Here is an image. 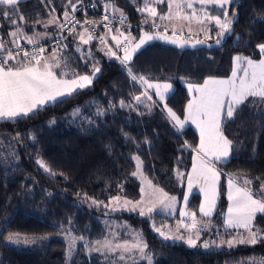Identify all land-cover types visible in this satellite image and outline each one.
I'll list each match as a JSON object with an SVG mask.
<instances>
[{
	"label": "trees",
	"instance_id": "obj_1",
	"mask_svg": "<svg viewBox=\"0 0 264 264\" xmlns=\"http://www.w3.org/2000/svg\"><path fill=\"white\" fill-rule=\"evenodd\" d=\"M73 2L91 3L97 12L119 16L112 8L105 11L106 4H114L125 13L131 33L137 38L141 28L162 32L160 27L152 29L150 24H141L147 13L142 15L137 7H143V0ZM66 10L71 13L68 0H25L20 5L25 21L17 20V23L29 36L33 31L47 33L40 38L39 45L47 46L44 55H50L58 47L50 45L62 33L55 25L45 28L43 23L35 21L46 23L55 16L64 23ZM157 11L166 12L167 4L158 5ZM233 12L238 13L233 31L218 48L176 50L154 44L129 65L137 76L173 85L166 104L180 118L188 101L183 83L197 84L209 77H227L235 55L260 57L257 46L264 43V0H234L229 8L230 16ZM157 23L163 26L165 21L157 19ZM206 27L212 29L210 43L216 44L218 29L214 22ZM13 30L14 26L0 17V39L8 41L10 49L13 44L9 33ZM80 32L83 31H76ZM19 42L26 40L21 37ZM78 44V39L71 35L60 44L58 54L69 59L79 74L91 73L93 64L100 68L89 90L78 91L28 117L0 120V264H148L147 259L140 257L123 263L111 254L87 250V246L108 238L116 220L127 221L133 230L143 234L152 264H252L254 260L264 259V242L209 251L189 248L158 238L151 231L148 218L112 214L108 208L97 207L91 199H85L89 197L107 204L111 197L119 195L123 199L138 200L140 183L133 175L136 170L133 157L142 161V174L154 186L181 197L185 177L178 180L176 171L186 176L198 136L189 126L179 132L156 103L151 112L143 103L137 104L133 97L142 94L141 87L118 62L106 57V49L101 44L91 41L79 45L77 50ZM80 57H85L87 63ZM121 101L131 107H121ZM144 102L154 101L145 99ZM241 108L223 128L233 141V152L227 163L219 165L221 192L229 174L251 178L254 190L264 181V102L250 97ZM38 160L44 161L55 175L46 173ZM222 194L215 214L220 223L226 203ZM195 204L197 195L193 196ZM255 227L264 230V215L256 218ZM69 232L83 237L77 240L71 259L67 245ZM11 233L53 238L28 247L9 246L5 240ZM57 235H65L66 240ZM119 235L113 240L124 238L122 233Z\"/></svg>",
	"mask_w": 264,
	"mask_h": 264
},
{
	"label": "snow or ice",
	"instance_id": "obj_2",
	"mask_svg": "<svg viewBox=\"0 0 264 264\" xmlns=\"http://www.w3.org/2000/svg\"><path fill=\"white\" fill-rule=\"evenodd\" d=\"M76 2L82 3V0H76ZM22 3L24 0H0V17L14 26V30L9 35L12 37L13 47L18 49V51L13 52L8 47V41L0 39V119L3 120L28 117L49 103L61 102L63 98L73 96L77 90L90 86L96 73L100 72V68L93 64L91 73H77L69 59L58 54L59 46L62 43L60 40H57L58 47L53 49L49 56H45L46 49L38 45L40 38L46 37L48 34L33 31V35L29 36L24 28L17 23V20L25 21V16L20 11ZM165 3L167 4V11L158 13L157 6ZM196 4H199V9L195 8ZM233 4L234 0H143V7H137V11L141 12L142 15L147 13L141 20V24H150L152 29H159L160 24L157 23V19L161 22L168 21L171 24V36L167 35L168 24L164 25L163 32H148L141 28L138 39L132 35L131 31H121L120 28L114 29L105 24L106 35L115 33L111 35V40L117 50L123 51L122 57L117 54V51L107 47L105 36H99V40L101 44L105 45V54L119 60L121 65L127 69L128 76L132 81L146 86L142 94L134 96L133 99L137 104L143 103L151 112L156 102L147 104L142 100L144 97L147 101H152V95L149 94L148 89L154 90L159 100L164 101L166 94L172 89V85L170 83H152L145 76L134 74L128 66L133 54L154 39L163 40L181 48L189 45L194 35L191 27L193 22L201 26L199 31L205 32V40L211 38L208 33L212 31V29L205 27L206 22H214L218 29L215 43L220 44L221 40L233 31L234 20L238 15L236 12H233L231 16L229 14V8ZM68 7L71 8V13L77 10L73 0H68ZM109 8L118 13L119 23L124 25L127 20L125 13L114 4L105 5V11H108ZM187 10H191V12ZM71 13L67 10L64 11V23H60L55 16H51L46 23L40 20L35 21V23H43L45 28L55 25L60 33L64 32L66 24H72L73 27L69 29V34L78 39L77 50H79V45L89 44L95 34L88 29L76 33L74 25L80 22L75 20ZM108 20L109 16L105 15L101 23ZM85 23L95 25L97 22L86 20ZM185 27L188 30V39L181 38ZM128 28L130 29L131 25H128ZM196 34L198 35V33ZM21 37L26 40L27 44L33 46L32 51H26L20 46L18 40ZM205 40L197 38L195 43H191V46L202 45ZM63 47L67 48L68 45H63ZM257 47L261 56H264V43ZM80 58L85 59L87 63L85 57ZM234 62L236 67L229 79L209 77L199 84L188 83V92L192 94V98L186 105L183 119L171 108L165 106L168 117L174 122V127L178 131L183 129L188 122L194 124L199 130V144L192 149L195 155L192 157L191 171L186 175L188 191L183 194L185 207H187L189 194L194 187H198L199 192L204 197L203 202L199 205V217L194 211L190 212L183 209L180 211L182 219L175 232H166L162 230L163 226L156 227L153 225L154 230L165 241L181 240L190 248H196L201 241V233L213 227L212 215L216 208L218 184L222 175L218 166L227 163L233 152V141L225 135L224 125L233 120L239 111H242L241 106L245 105L250 97L264 102V58L254 60L237 55L234 57ZM57 69L59 72L56 71ZM238 73L242 74L238 76ZM121 107H131V105H125L121 101ZM78 112L79 109H77ZM98 114L103 115V112L98 111ZM133 159L137 161V170L133 175H142V161L139 157H133ZM37 163L46 173L55 175L44 161L38 160ZM176 175L178 180L185 177V173L178 169ZM256 179L260 180V177ZM147 183L151 190L152 199L147 202L146 206H141L145 204L143 187H141V200L136 202L123 199L121 204L122 197L119 195L111 197L107 204L89 197H85V199H91V203L97 207L114 206V211L120 207L127 210H135L139 207L141 216H144L145 212L152 213L157 208L169 213L174 212L177 197L170 195L161 188L154 187L151 181H147ZM227 199L229 204L223 219L225 233L232 235L228 232L229 229H243V232L237 231L235 235H232V238L221 239L218 243L216 241L203 242L201 246L207 250L213 246L219 248L226 245L232 248L239 244L255 245L258 242H264V230L255 227L254 223L258 214H264V181H261L259 189L254 190L251 178L229 174ZM129 206H131L130 209ZM184 218H187V223H185ZM68 222L69 224L72 223L71 220ZM181 228L187 235L180 232ZM37 239H45V237H22L19 233H11L7 236V240L14 244H34ZM67 239L68 257L71 259L77 240H83V237L72 236L69 232ZM96 244L98 246L91 249L92 251L106 255L111 254L119 261H126L127 258L134 259L132 254L138 253L141 259H147L148 264H152L151 257L146 252L148 245L144 241L142 233L137 232L131 242L113 243L112 240L104 239L97 241ZM252 264H264V259L254 260Z\"/></svg>",
	"mask_w": 264,
	"mask_h": 264
},
{
	"label": "rangeland",
	"instance_id": "obj_3",
	"mask_svg": "<svg viewBox=\"0 0 264 264\" xmlns=\"http://www.w3.org/2000/svg\"><path fill=\"white\" fill-rule=\"evenodd\" d=\"M195 6H199V4H196ZM187 11L188 12H191V10H187ZM165 24H168L169 25L167 35L171 36L172 35L171 24L168 21H165V23L163 24V26H160V30L162 32L164 31V25ZM209 24L210 23H207L206 22L205 27L207 25H209ZM191 27H192V30H193V33H194V35L191 38V41H195L197 38L198 39L201 38V40H205V32L199 31V29L201 27L200 25H198L195 22H193V24L191 25ZM196 33H198V35ZM199 34H201V35H199ZM208 35L211 37L210 32L208 33ZM181 38H183V39L184 38L185 39H188L189 38V34H188L187 27H185ZM19 40H20V38H19ZM205 42L210 43L211 42V38L210 39H206ZM45 56H49V55H45ZM236 56L237 55H235L234 57H236ZM239 56H242V55H239ZM106 57L107 58H110L108 55H106ZM234 57L232 59V66H231L230 74L227 77H225V78H216V79H229V78H231V73H232L233 69L236 67L235 62H234ZM242 57H246V56H242ZM248 58H250V57H248ZM261 58H264V56H261V54H260V57L257 58V59H254V60H259ZM241 74L242 73H238V76L241 75ZM97 75H98V73H96L95 77ZM149 81L152 82V83H170L168 81H160V80H152V79H149ZM136 83L141 87L142 92H143L145 90V87L146 86L141 85L139 82H136ZM183 84H184V86L186 88V93L188 95V101H189L192 98V94H189V92H188V88H187L188 83H183ZM197 84H199V83H197ZM91 87H92V84L90 86L84 88V89L77 90V92L78 91H86V90H89ZM172 91H173V85H172V89L169 91V93L166 94L165 100L164 101H160L159 98L155 95L154 90L148 89L149 94L152 95V100L154 102H156V104L163 111V113L166 115V117L169 119V121L174 125V122L171 121L170 118L168 117L167 110H166V107H165V106H167L166 99L172 93ZM142 100H145V98L142 97ZM188 101H187V103H188ZM187 103H186V105H187ZM52 104L53 103H49V104H47V105H45L43 107H46V106L52 105ZM186 105H185V108H184V116H185ZM43 107H41V108H43ZM167 108H170V107L167 106ZM184 116L181 119H183ZM0 120H3V119H0ZM188 126L191 127L195 131V133L197 134V136H198L197 143L195 145V147H196L199 144V130L191 122L186 123L185 124V127L183 129H185ZM183 129H181V130H183ZM194 155H195V153L192 152L191 163H192V157ZM191 163H190V167H189V170H188L187 173H189L191 171ZM135 164L137 166V161L136 160H135ZM136 170H137V167H136ZM136 170H135V172H136ZM134 177L140 183V192H141V187L144 188V197H143V199H144L145 204L144 205H141V206H146L147 205V202L152 199V196L150 194L151 190L149 189L148 183H147V181H149V180L143 174L142 175H134ZM228 177H229V175L226 176V178H225L226 181H225V185H224L223 192H221V178H222V175L220 177L219 184H218V199H217V202H216V208H215V210L213 212V215H212V225H213V227H211L210 230L201 233V241L198 243V246L196 247L197 249H201L203 251H209V250H218V249H223V248H229L226 245L223 246V247H219V248L213 246L210 249H207L206 250L201 245H202L203 242H209V243H211L212 241H216L218 243L221 239H230V238H232V235H235L237 231L243 232V229H239V230L238 229H229L228 232L231 233L232 235H228V234L225 233V230H224V227H223L224 215H226V213H227V208H228V204H229V201L227 199V183H228ZM183 182H184L183 183V193H182V196L181 197H177L176 196L177 197V204L175 205V211L174 212L169 213V212L164 211V210H162L160 208H157L152 213L145 212V215L144 216H141L139 214V212H140V208L139 207H137L135 210H127V209H125L123 207H120L118 210H115V211L113 210V207L114 206H110V207H107V208H108V210H110L112 212V214L127 213V214L137 215V216L142 217V218H148L150 220V229L153 232V234L156 235L161 240L165 241L159 235V233L154 230L153 225H155L156 227H162L163 226V229L162 230H164L166 232H168V231L175 232L176 229H177L178 223L182 219L181 216H180V211L182 209L183 210H186V211H190V212H193L194 211V212L197 213V216L199 217V205H200V203L203 202V199H204L203 194L199 192V188L198 187H194L193 190H192V192L189 194V200H188L187 207H185V204H184V201H183V194L188 191V189H187L186 176H185ZM154 187H156V186H154ZM221 194L223 195L226 203H225L224 209L222 211V218H221V221L222 222L220 223V220L218 219V217H215V214L217 212V209L219 208V202H220ZM194 195H197V204H195V206H193V196ZM141 196H142V194H141ZM172 196H174V195H172ZM140 200H141V197L138 200H135L133 202L140 201ZM122 202H123V198H122L121 204H122ZM130 208H131V206H129V209ZM260 215H264V214H258L257 217L260 216ZM184 220H185V223L188 222L187 218H184ZM116 224H119V225H116ZM107 228H109V226ZM180 232L183 233L184 235H187V233L184 231L183 228L180 229ZM119 233H122L124 235V238L122 240H116V241H114L113 240L114 237H120ZM136 233H137V231L136 230H133L131 228L130 224L127 221H125V220L117 221L116 220L115 225H113V226L110 227L109 234H108V238H106V239L112 240L113 243H116V242L123 243L125 241L131 242L133 236H135ZM56 237L66 240L65 239L66 238L65 235H57ZM37 238H39V237H37ZM51 238H53V237L46 236L45 239H37V242L36 243L43 242V241L48 240V239H51ZM167 242L182 244V245H186L187 247H189L186 243H184L181 240H167ZM36 243H34V244H36ZM5 244L6 245H9V246H22V247H28V246L34 245V244H23V243L14 244V243L9 242L7 240V238L5 240ZM241 245H251V244H239V245H236L235 247L241 246ZM97 246H98L97 244L92 245V246H87V250L90 253H92V252L93 253H98L96 251H92L91 250V249H94ZM232 248H234V247H232ZM99 253H101V252H99ZM132 256H134V259L140 257L138 254H134V253L132 254ZM134 259L127 258L126 261H123V263L132 262Z\"/></svg>",
	"mask_w": 264,
	"mask_h": 264
},
{
	"label": "built area",
	"instance_id": "obj_4",
	"mask_svg": "<svg viewBox=\"0 0 264 264\" xmlns=\"http://www.w3.org/2000/svg\"><path fill=\"white\" fill-rule=\"evenodd\" d=\"M93 5L94 4H91V3L76 5L77 10L74 13H71V15L75 18V20L80 22L79 24L74 25L75 32L78 30L84 31L85 29H88L90 32H93L95 34L92 41L97 42L99 44H101V42L99 40V36H105V39L107 41V47H110L114 51H117V54L119 56H121L123 54V51L117 50L114 42L111 40V35L115 34V33L113 32L111 34L106 35L107 30H106L104 25L108 24L111 27H113L114 29L120 28L121 31H126V30L131 31V28L130 29L128 28L129 24L126 22L124 25H121L119 23V19H120L119 16H113V15H110V14L104 12V11L97 12L96 6H93ZM105 15L109 16V20L103 21L101 23L102 18ZM86 20L87 21H96L97 23L95 25H92L90 23H85ZM72 27H73L72 24H66L64 32L61 34V36L57 40H60L62 42L66 41L71 36V34H69V29H71ZM57 40L55 42H53L50 46L57 47ZM18 43L26 51H32L33 50V46L27 44L26 42L21 43L18 41ZM101 45L105 48V45H103V44H101ZM38 46H41V45H38ZM43 47L45 49H47V46H43ZM12 51L16 52V51H18V49L15 47H12ZM110 59L118 62L121 69H123L124 71L127 72V69L121 65L119 60H117L114 57H110Z\"/></svg>",
	"mask_w": 264,
	"mask_h": 264
},
{
	"label": "water",
	"instance_id": "obj_5",
	"mask_svg": "<svg viewBox=\"0 0 264 264\" xmlns=\"http://www.w3.org/2000/svg\"><path fill=\"white\" fill-rule=\"evenodd\" d=\"M139 38V37H138ZM137 38V39H138ZM183 39V38H182ZM225 41V38H223L221 40V43L220 44H210V43H207L205 42L204 44L202 45H197L196 47H192L191 46V43H195V41H191V43L189 45H186L185 47L181 48V47H178L177 45H174V44H171V43H167L163 40H159V39H154L152 41H149L147 42L141 49H139L136 53L133 54V57H132V60L129 62V65L132 64L133 60L135 59V57L141 53L142 51H144L145 49H147L149 46L151 45H154V44H158L160 46H163V47H168V48H172V49H176V50H193L195 48H200V47H207L209 49H213V48H218L219 46H221V44H223ZM123 56V54L121 55V57ZM128 65V66H129Z\"/></svg>",
	"mask_w": 264,
	"mask_h": 264
},
{
	"label": "crops",
	"instance_id": "obj_6",
	"mask_svg": "<svg viewBox=\"0 0 264 264\" xmlns=\"http://www.w3.org/2000/svg\"><path fill=\"white\" fill-rule=\"evenodd\" d=\"M181 130H179V132H180Z\"/></svg>",
	"mask_w": 264,
	"mask_h": 264
}]
</instances>
